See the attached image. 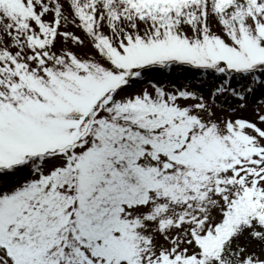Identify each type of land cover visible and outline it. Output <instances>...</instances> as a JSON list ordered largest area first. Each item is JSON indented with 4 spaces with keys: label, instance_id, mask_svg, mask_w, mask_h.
<instances>
[{
    "label": "snow or ice",
    "instance_id": "1",
    "mask_svg": "<svg viewBox=\"0 0 264 264\" xmlns=\"http://www.w3.org/2000/svg\"><path fill=\"white\" fill-rule=\"evenodd\" d=\"M0 264H264V0H0Z\"/></svg>",
    "mask_w": 264,
    "mask_h": 264
}]
</instances>
